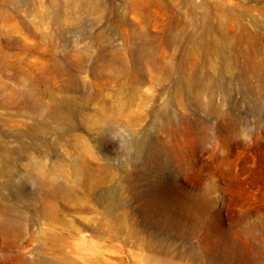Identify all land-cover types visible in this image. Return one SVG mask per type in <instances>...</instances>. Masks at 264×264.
<instances>
[{
	"label": "rangeland",
	"instance_id": "rangeland-1",
	"mask_svg": "<svg viewBox=\"0 0 264 264\" xmlns=\"http://www.w3.org/2000/svg\"><path fill=\"white\" fill-rule=\"evenodd\" d=\"M42 5L54 8L51 0H0V48L9 60L0 69V86H7V96L0 88V165L13 171L0 174V207L24 215L26 225L15 242L0 231V264H12L18 252L38 264L59 256L64 264H151L148 255L167 264H264V0H97L68 5L72 14L59 26L39 21ZM197 33L202 45L194 54ZM134 45L165 64L157 69L129 59ZM111 47L128 55L131 71L103 60ZM52 48L66 71L46 66L26 76L27 69L50 64ZM25 78L32 98L14 91ZM69 79L92 88L93 81L108 82L107 104L131 121L88 127L83 118H100L103 102L95 89L66 88ZM117 81L123 86L115 87ZM52 90L71 97L72 128L33 135L41 121L65 124L34 111ZM39 138L43 147L21 149ZM80 142L112 166V201L119 208L113 212L99 201L101 188L89 200L112 227L83 228L77 216L96 210L72 209L67 217L79 230L62 244L51 242L53 227L37 217L38 180L28 176L27 161L62 162L64 176L76 182ZM121 211L139 238L118 230Z\"/></svg>",
	"mask_w": 264,
	"mask_h": 264
},
{
	"label": "bare ground",
	"instance_id": "bare-ground-1",
	"mask_svg": "<svg viewBox=\"0 0 264 264\" xmlns=\"http://www.w3.org/2000/svg\"><path fill=\"white\" fill-rule=\"evenodd\" d=\"M51 3L54 6L53 9L47 8L46 5L41 6L42 8H40L38 19L39 21L40 19H51L56 25L59 26L60 24H62L63 21H66L68 17H70L72 14L68 9V5H75L76 7L80 8L87 6V4L95 6L97 4V0H51ZM138 32L139 31H134L132 35H136L138 34ZM192 43L194 45L192 51L195 54L197 48L202 45V41L200 40V33L196 34V37L194 38ZM51 51L52 53L49 54V59L51 60L50 64L40 63V65L36 67V70L27 69L26 76L32 72L37 73L39 70H44L46 66V70L49 71H66L65 66L59 63L60 59L58 56L55 55V49L52 48ZM128 52L129 56L126 55L125 52L120 50L119 48L111 47L107 49L106 52L102 54V56L105 62L116 61L121 63L123 69L125 68L124 70L122 69L121 72L123 71L127 73L131 71L127 68V56L129 59H132L135 62L140 61L147 65H152L153 68L157 69L160 68V64H165V61L163 59H160L157 62L155 57L152 55V53H150L146 46H130ZM6 55L7 54L4 52V50L0 48V69H3V66L9 63V60L6 58ZM71 55L76 56V60H79L82 56L79 52L76 51L72 52ZM100 71L102 72V70ZM119 72L120 71H118V73ZM39 77L47 76L40 74ZM50 79L51 77H49L47 80ZM27 82L28 79L26 78L21 80V85L14 90L16 93L21 95V98H28L29 96H31L30 98H32V89L31 87H29ZM92 83H94L93 88L91 84H86L84 81H80L78 79L66 80V88L68 89L84 88L86 92L95 89L96 93L99 95V100L103 102L101 108L104 110V114L98 119H91L88 117L85 119L84 117L83 120H85L86 125L90 128H95L108 124L109 122V124H114L116 122L118 123L120 120H126L130 122L131 117L129 114H126L120 110H115L113 104H107L108 97L104 95V88L108 87L109 83L104 81H93ZM123 84L124 83L122 81H117L115 82V87L120 88L123 86ZM1 87L3 88L1 96H7V86L2 85L0 86V88ZM54 93L55 92L53 90L50 91L48 97L49 100H47L48 102L44 103L38 101V103L33 105L34 111L36 115L39 114L45 119L46 117H53L54 119H57L60 123L62 121L65 122V124H63V126L61 127L55 126L51 128L49 124H47L45 121H41V126L33 128V130L31 131L33 135H38L39 133H46L49 131L57 134H64L70 132L72 125H70V123L68 122L71 119L70 104L72 99L69 95H59L60 97H57ZM121 105L125 106L126 104L122 102ZM130 105L131 103L127 104V106ZM38 119L43 120L42 118ZM69 144L73 145L74 143ZM80 144L81 148L78 151V156L81 155V164L79 165L80 167H82V174L76 182H72L68 178V176H64L66 167L62 162H58L55 165L48 167L44 160L34 158L32 155V157H29L27 161V166L29 168L28 176H33L38 180L39 201L41 205H39L36 209L37 217H42L45 220L46 224L53 227V229H51L47 235V238L51 242H58L62 244L66 239V234L73 235V232H77L79 230V227L74 224V219L67 217V214L72 209H75L77 212L80 213H87V211H95L96 209L89 199L95 196L99 189H106L105 193L99 198V201L101 203H105L106 208L108 210L114 212L119 208V203L115 204L112 201V194H115V188L112 186V166H110L107 162L100 161L99 158L93 152H91V149L88 144H86L85 142H80ZM43 146L44 140H41V138H39L35 143H32L31 145L22 144L21 149L27 152L29 148L36 149L41 148ZM5 150L6 149H4V151ZM52 171L63 173V175L53 176L50 174ZM0 174L8 176L12 175L13 171L9 169L5 163L0 165ZM77 217L80 220V225H82V227L86 229L97 231L99 228L104 229L105 227H107L109 229V227H112L111 219L107 217V215L102 210H96L95 213H90L89 215L81 214ZM115 219H118V230L126 229L128 237L139 238L131 229H129V225L127 224V214L125 212L121 211L120 213L116 214ZM24 220L25 216L22 214H17L13 211V209H10L7 206L0 207V231H3V235H7L11 238L12 241H17V239L20 238L23 233H26V225ZM95 251H100V249L96 247L93 252ZM59 257L60 258L52 260L48 264H64L65 262H67L64 260L63 256ZM84 258L88 261L94 259L99 263L102 262L99 257L94 255H85ZM146 261L151 264H167L164 260L159 259L157 255H148L146 257ZM12 264H38V262H36L35 258L26 257L23 255V253L18 252V254H16V256L14 257Z\"/></svg>",
	"mask_w": 264,
	"mask_h": 264
}]
</instances>
